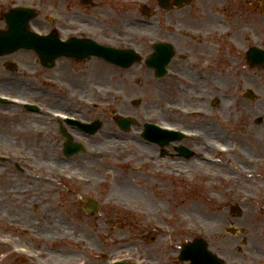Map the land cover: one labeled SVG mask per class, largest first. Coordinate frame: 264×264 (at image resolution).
<instances>
[{
  "label": "rangeland",
  "instance_id": "374dc122",
  "mask_svg": "<svg viewBox=\"0 0 264 264\" xmlns=\"http://www.w3.org/2000/svg\"><path fill=\"white\" fill-rule=\"evenodd\" d=\"M89 1L90 4L85 6L82 0H39L47 17H52L54 9L62 13L59 21L65 28L85 22L88 26L86 36L119 47H126L125 41H131L144 58L149 35L140 6L148 0ZM67 33L60 32V37L65 38ZM27 62L23 77L17 75L12 83H35L32 72L37 66L32 60ZM59 67L58 75L48 74L69 83H57L55 90L58 92L52 95L27 88L31 92L27 97L33 100L42 98L48 106H52L50 101L58 102L57 109L63 111L67 107L77 113L79 119L98 120L102 127L93 136L75 132L74 140L85 150L65 158L58 125L48 122L44 116L18 110L20 117L16 124L19 126L7 121L0 123V140H3L0 150L14 161L0 163V236L13 239L7 242L9 245H0V264H87L105 261L101 255L106 256L107 264L113 260L131 261L136 252L135 244L145 252L153 253L151 258L156 262L152 263L145 255L143 264H179L178 261L165 262L168 245L179 249L183 243L195 238L205 239L210 247L228 244L232 240H237L236 245H240L238 240L246 237L228 231L245 223L246 200L237 198L238 185L203 183L189 174L186 180L173 179L172 174L171 179L164 178L167 174L164 169L178 164L170 163L166 157L151 155L149 146L143 145L137 132L139 119L147 117L151 110L161 112L159 104L167 95H163L166 87L162 83H150L144 63L120 70L102 60L90 58L82 63L62 60ZM176 85L170 84L168 88L171 96ZM135 99L140 100L138 106L132 104ZM83 101L90 102V106L85 107ZM118 115L132 116L139 125L121 132L114 121ZM33 127H38L37 131L32 132ZM118 144L125 149H113V145ZM99 148L105 149V155L91 156V151ZM45 153H53L54 160L50 163L65 170L66 176L88 177L90 183L87 186L73 183L61 186L55 182L47 189L33 183L32 168L48 159ZM23 189L27 191L22 194ZM79 196L96 200L99 211L86 214ZM202 200H206L205 207L200 203ZM172 207L175 213H171ZM232 207L240 209L237 216L232 215ZM218 208L225 211L224 222L214 226V220L210 222L205 218L212 217L210 211ZM48 215L56 222L54 227L60 230L44 229L49 226L41 217L48 220ZM11 224L12 229H7ZM62 231H67L69 236L59 241ZM141 233L145 234L144 242L139 237ZM43 235H53L56 240L49 243L42 238ZM154 237L155 242L151 243ZM71 242H79V245L73 247ZM13 247H21L26 255H17Z\"/></svg>",
  "mask_w": 264,
  "mask_h": 264
},
{
  "label": "flooded vegetation",
  "instance_id": "af4514ba",
  "mask_svg": "<svg viewBox=\"0 0 264 264\" xmlns=\"http://www.w3.org/2000/svg\"><path fill=\"white\" fill-rule=\"evenodd\" d=\"M41 4L39 0H0V119L4 118L0 123L7 121L19 126L9 121L19 119L18 110L44 116L48 122L58 125L63 149L66 138L61 130L72 140L75 132L85 134L76 125L64 119H55L52 115L60 112L74 117L77 113H72L67 107L63 111L57 109L58 102L50 101L52 106H48L40 97L38 100L31 99L27 97L31 93L27 88H35L39 94L52 95L57 91V83L69 82L61 78L56 80L48 73L58 75L62 60L74 63L86 60L62 58L56 60L50 69L43 67L34 52L12 50L10 41L6 45V38H15L10 36L12 31L14 34L22 30L17 22L9 24L7 17L15 9L31 6L36 9L37 16L29 22L28 30H34L41 36L56 31L61 39L62 31H68L65 38L90 37L86 36L88 26L85 22L65 28L59 21L62 13L54 9L49 18L44 15ZM141 7L147 9L149 35L144 57L148 64L142 63L147 67L150 83H162L166 87V90L163 88V95H167L159 104L161 112L151 110L147 121L139 119V137L143 145L149 146L151 155L166 157L171 160L170 163L178 164L164 169L167 172L164 178L171 179L172 174L173 179L186 180L189 174L203 183L238 185L237 198L246 200L245 223L228 231L233 235L241 233L246 238L238 240L240 245H236L237 240H232L228 244L212 245L214 249L207 242L208 248L222 264H264V0H189L187 4H178L175 0H148ZM125 42L127 46L122 49L133 48L139 53L136 44L128 40ZM28 59L37 66L32 72L35 83H12L17 75L22 74L23 77ZM173 83L177 85L175 94L172 91L171 96L168 88ZM16 100L24 103L16 104ZM26 102L34 103L37 110L28 111ZM146 122L173 127L184 136L174 137L176 140L163 144L147 140L143 137ZM204 157L207 159L204 160ZM1 162L14 161L0 159ZM83 178V183L74 181V176H61L53 182L61 186L64 183L87 186L90 179ZM133 179L138 181L137 177ZM146 204L149 207V203ZM237 209L238 215L240 209ZM139 237L144 242L145 234L141 233ZM154 242L155 237L151 239V243ZM134 249L135 256L127 263L143 264L145 255L152 263L156 262L151 258L153 253L145 252L140 245L135 244ZM179 249L168 245L164 253L165 262L178 261ZM101 258L105 261L87 264H107L105 256L101 255Z\"/></svg>",
  "mask_w": 264,
  "mask_h": 264
},
{
  "label": "water",
  "instance_id": "95a60500",
  "mask_svg": "<svg viewBox=\"0 0 264 264\" xmlns=\"http://www.w3.org/2000/svg\"><path fill=\"white\" fill-rule=\"evenodd\" d=\"M183 1V0H181ZM185 1V0H184ZM84 3H88L87 0L84 1ZM27 15L26 19L20 18V23L25 25L26 21L33 18L34 15L31 14L29 9L26 10ZM11 24L15 23V21L19 20L17 17L12 16ZM10 33V36L13 34ZM25 43L23 46L28 49H33L38 53H42L45 57L44 64L48 62V60H54L57 57L66 56V57H76L79 59L87 58L90 55H97L101 56L109 61H112L116 64L122 65V66H128L131 64V60H127L130 56L125 55L123 53H117V51L110 49V48H103L95 43L89 41V40H70L66 43L62 42H56L52 39H38L34 34H27L25 38ZM42 48V50H50L53 51L54 54H47L46 52L39 50ZM135 56V55H134ZM138 59L136 56L134 60ZM138 101H135L134 104H137ZM120 126L123 128V130H128L129 125L131 124V121L125 118H119L117 119ZM100 128V125L98 123H95L93 125H89L85 127V130L89 132L90 134H94L98 129ZM151 136L155 137V133H151ZM160 136V134H159ZM150 137V136H148ZM80 150H82V147L73 145L72 143H67V146L64 150V154L66 156H71L73 154L78 153ZM90 210H95L96 207L89 204ZM182 252L180 254L181 260L190 261V264H215L217 260L215 257L210 254L207 251L206 243L202 241L201 239H195L192 243H187L182 246ZM119 264V263H118Z\"/></svg>",
  "mask_w": 264,
  "mask_h": 264
},
{
  "label": "bare ground",
  "instance_id": "6f19581e",
  "mask_svg": "<svg viewBox=\"0 0 264 264\" xmlns=\"http://www.w3.org/2000/svg\"><path fill=\"white\" fill-rule=\"evenodd\" d=\"M13 122L14 123L19 122V120L16 119V121L13 120ZM32 129H34V130H32V132L33 131L35 132V131H37L38 127H35V128L33 127ZM113 146H114L113 149L118 150V151L125 149V147L121 146V144L113 145ZM219 151H221V150L219 149ZM104 155H105V149L103 150V149L99 148V149H95V150L91 151V156H93L94 158H99V157L104 156ZM45 156H46V159L48 158L46 161L44 160V162H40L39 164H36V165L33 166V168H32L33 173H31V175H32L31 179L33 180L32 181L33 183L41 185L44 189H47L54 183L53 180L58 178V177L63 176L64 172H63L62 169L56 168L58 165H56L54 163H50L51 161L53 162V160H54L53 153H45ZM205 159H207V157H204V160ZM82 181H84V180H82ZM26 191H27L26 189H23L22 190V194L25 193ZM13 197L19 198V197H16V196H13ZM200 203H201V205L203 207H205L206 204H207L206 200H202V201H200ZM177 212L179 213V209H178ZM210 212H212L213 216L212 217L206 216V218H205L206 221L210 220V222H211V221L214 220V226L223 224V222H224L223 221L224 220L223 217L225 216V211L222 208H218L217 211L212 210ZM171 213H175V210H174L173 207L171 208ZM41 219L44 220V224L45 225L49 226V227H44V229H46V230H53V229L60 230V229L54 227L57 224H56L55 221L50 219L49 215H48V220L45 219V218H42V217H41ZM7 227H8L7 229H12V224L7 226ZM19 228H23V226H21V227L19 226ZM67 235L69 236L67 231H62V236L58 237V240L61 241L62 238L67 237ZM0 237H1L0 238V245L1 244L9 245L7 242H12L13 241V239L11 237H9V236L8 237L0 236ZM42 238L44 240L49 241V243H53L56 240V239H53V238H55V237H53V235H43ZM78 245H79V242L72 243L73 247L74 246L76 247ZM47 255L50 256V254H47Z\"/></svg>",
  "mask_w": 264,
  "mask_h": 264
}]
</instances>
